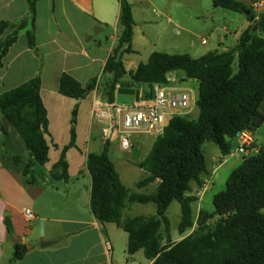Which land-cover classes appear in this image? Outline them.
<instances>
[{"label":"trees","instance_id":"trees-1","mask_svg":"<svg viewBox=\"0 0 264 264\" xmlns=\"http://www.w3.org/2000/svg\"><path fill=\"white\" fill-rule=\"evenodd\" d=\"M38 1H28V16L24 19L0 22V36L10 31L0 43V67L22 32L26 33L29 48L40 57L43 66L44 60L36 45ZM120 5L122 34L103 70V75L110 76L105 83L108 102L115 103L120 81L127 80L140 88L147 86L149 90L142 95V100H151L155 85H168L170 73L183 71L186 80L199 83L196 102L199 114L196 118L190 115L171 118L147 158L138 164L147 176L136 187L143 189L157 183L151 194H130L109 155L107 143L101 153L89 154L86 169L92 180V215L100 223L115 224L127 233L128 260L142 251L151 264H264V145L232 171L226 189L214 196L211 214L200 211L195 218L193 209L199 200L193 190L200 188L204 178L210 175L204 145L214 143L224 157L229 156L240 132L248 130L255 134L264 125L261 111L264 14L256 21L245 0H213L215 8L245 14L251 23L234 48L209 52L198 59L186 54L153 53L135 71H127L123 57L132 49L135 22L129 0H120ZM42 69L26 83L0 95V115L20 135L26 151L35 159L34 163L26 164V174L33 166L43 167L49 161L48 113L41 98ZM97 82L94 78L84 87L69 74L60 78L59 93L77 103L71 114L70 142L51 170L55 181L69 180L67 153L77 148L80 103L95 90ZM0 131H4L1 124ZM175 201L181 206L179 234L186 235L195 223L198 226L196 232L177 243L172 240L168 217ZM127 203L154 204L156 213L123 221ZM216 218L214 227L203 231ZM5 224L8 233L13 235L9 218ZM27 251L26 245L17 243L10 264L22 260Z\"/></svg>","mask_w":264,"mask_h":264},{"label":"crops","instance_id":"crops-1","mask_svg":"<svg viewBox=\"0 0 264 264\" xmlns=\"http://www.w3.org/2000/svg\"><path fill=\"white\" fill-rule=\"evenodd\" d=\"M28 1L0 0V22H15L27 17ZM129 2L132 5L135 22L132 41V45L135 46L136 36L142 38L144 42L148 41L149 35L143 29H141V35H137L136 30H140L142 25L147 27L150 21L144 15L146 9H143V13L141 12L143 17L139 14V8H145L144 4L147 3V0H129ZM136 10H138L137 13ZM120 11V0H39L35 25L36 45L43 57V66L40 57L29 48L25 32L20 33L17 42L10 48L3 60L2 67H0V95L34 78L40 68L43 67L41 98L48 113L49 135L46 136V140L50 150L49 161L45 166L36 165L27 174L24 173L26 164L34 163L35 159L32 154L26 151L20 135L0 115V124L4 129V131H0V264H10L17 243L27 246V237L33 233V230L28 228L30 227L29 224L37 221L58 222L67 227L63 228L62 232L53 235L45 230L41 231L38 235V243L27 246L26 255L16 264L137 263V255L140 252L133 255L129 260L127 258L125 263L120 262L119 259L115 261L114 245L108 237L105 224L100 223L93 215L92 224L94 228L87 230L83 228L85 224L81 221L48 218L46 216L48 212L42 208L43 204V206L52 209L53 213L64 212V210L70 209L69 204L67 206L64 204L66 201L64 196L69 198V203L71 198H75V194L71 197L70 191L55 185L53 182L57 181L53 180L51 176L52 167L58 162L62 149L70 142L71 114L77 103L76 100L59 93L60 78L65 73L71 75L84 87L90 80L98 79L95 90L80 103L77 148H73L67 153L69 180L65 181L68 185L72 175L78 178L89 176L90 187L88 189L86 187V190L81 192L79 196L90 208L92 180L86 169V163L89 154L93 153L91 152L93 145L91 132L93 129L97 131L100 129L99 132L103 141L102 151L107 143L109 155L110 144L113 141L109 136L105 138L103 133L104 128L109 126L110 120L116 117L113 109L115 103H109L105 94V83L110 76L103 75V70L112 52L118 46L122 34V27L119 24ZM250 26L251 23L246 18L241 29L231 33L237 44L242 33ZM219 44H223L222 40ZM228 49L225 47L224 51ZM123 62L127 71H135L141 64L131 62L132 67H129L124 57ZM173 73L168 75V85L190 95L192 93V102L196 106L199 97V83L196 80H186V76L177 80L171 77ZM181 80H183L182 83ZM196 82L198 83V90L195 94L193 93L195 89L192 86H195ZM121 83L128 84L129 81H120L118 85ZM95 106L100 110L99 117L101 120L97 122L94 118ZM261 111L264 114V103L261 106ZM102 114L104 116H101ZM263 127L264 125L254 134V146L257 151L263 146L258 145L259 133ZM116 139H118L117 142L120 146L118 136L115 137L114 141ZM151 139L154 138L149 135H135L132 140V151L134 148L140 150L141 147L151 143ZM232 155L224 157L220 154L217 157L220 165L210 172L206 180H212L217 169L219 170L229 164V157ZM142 161L144 160H136L134 166L140 168L138 164ZM153 185L155 189L157 183H153ZM143 189H137L139 191L137 193L143 194L140 192ZM198 189L197 187L194 188V196H196ZM205 194L202 198L196 196L199 199L197 203L203 201ZM129 205L127 203L125 209ZM26 210H31L36 215L34 221H27ZM7 218L10 219L14 227L13 235L7 231L5 224ZM125 220L123 218V221ZM188 235L190 233L186 236ZM40 241L55 243L49 247L41 248ZM106 242L111 243L110 251L106 247ZM141 264H151V261L146 259Z\"/></svg>","mask_w":264,"mask_h":264},{"label":"rangeland","instance_id":"rangeland-1","mask_svg":"<svg viewBox=\"0 0 264 264\" xmlns=\"http://www.w3.org/2000/svg\"><path fill=\"white\" fill-rule=\"evenodd\" d=\"M145 8H139V14L145 11V17L148 18L150 23L147 27L142 25L140 30H136V34L142 33L143 29L148 35V41H142V38L136 36L135 46L132 45L131 51L124 55L127 65L131 66V62L146 63L153 53H163L168 55H189L194 59H198L209 52H223L224 48L232 49L237 45V41L231 34L239 31L246 20V15L242 13H235L222 8H215L213 0H147L144 4ZM138 10H136L137 13ZM141 17L142 14H141ZM138 18V17H137ZM140 32V33H138ZM10 31H7L4 35L0 36V43L5 40ZM202 38H205L206 45L202 44ZM222 40L223 44H219ZM237 71V64L235 65ZM172 78L180 80L181 77H185L183 71L174 72L171 75ZM183 80H181V83ZM197 93L198 83L192 86ZM149 89L147 86H142V94H145ZM192 99L193 94L189 95ZM198 114V109L194 105L193 113L190 116L195 117ZM100 131V129H98ZM96 129L91 132L93 145L91 152L99 153L103 148V141L101 139V133ZM116 134V133H115ZM114 133L109 134L111 140L110 144V157L115 163L116 168L120 174V177L129 189L130 193L139 192L136 187V183L147 176V172L134 166L136 160H144L147 158L154 139H151V143L143 146L140 150H134L126 152L123 151L115 137ZM115 136V137H114ZM237 145V144H236ZM234 146V150L236 148ZM258 145H264V127L260 130ZM139 152V153H138ZM205 157L208 165L209 172L217 168L220 163L218 156L221 152L214 143H206L204 145ZM53 153V150H52ZM243 161V157L235 154L229 157V164L217 169L211 184V190L205 194V198L201 203L193 204L194 216L197 218L200 211H205L211 214L214 211L213 199L214 196L221 193L226 189L227 180L234 169H236ZM204 178V182H206ZM203 182V183H204ZM55 185H59L62 189H67L71 193V197L75 194V198H71V202H68V197L64 201L65 206L69 204V210L64 212L53 213L52 209H49L42 204L48 213V218H57L62 220H77L85 224L83 228L91 230L94 228L92 224V214L90 208L79 194L84 192L90 187V179L87 175L85 178H78L73 176L70 182L57 181L53 182ZM155 191L154 185H150L140 192L143 194H151ZM40 204V203H39ZM264 213V209L262 211ZM156 213V207L154 204H133L129 205L123 212V218L129 219L136 216H152ZM168 217L171 224V234L173 242L177 243L181 241L188 233L192 234L198 230V226L195 223L194 227L186 235L181 236L178 232V225L181 218V206L178 202H173L168 210ZM216 219L209 221L203 231L210 230L214 227ZM33 233L30 237H27V246L38 243V235L41 231L45 230L50 235L58 234L62 232L63 228L67 226L58 222L49 221H37L29 224ZM108 237L114 245L115 261L123 263L126 262L129 256L127 255V233L122 229H119L115 224H105ZM105 233V232H104ZM41 242V241H40ZM146 258L142 251L137 255V263L145 262Z\"/></svg>","mask_w":264,"mask_h":264},{"label":"built area","instance_id":"built-area-1","mask_svg":"<svg viewBox=\"0 0 264 264\" xmlns=\"http://www.w3.org/2000/svg\"><path fill=\"white\" fill-rule=\"evenodd\" d=\"M249 8L255 15V20H259L264 14V0H245ZM205 38H202V44H206ZM119 86V85H118ZM154 97L151 100H142L135 102L133 105H119L115 102L113 109L115 111V119L110 120L107 128H104V137L114 131L119 138L120 147L123 151L129 152L133 149V137L138 134L149 135L157 139L164 133V130L171 118L180 115H191L193 113L194 103L190 98V94L180 91L169 85H155L153 88ZM100 110L94 107V118L100 121ZM101 116H104L103 114ZM235 154L248 157L257 153L254 133L244 130L236 137ZM233 154V152H232ZM212 180L208 179L198 189L196 196H202L210 189ZM25 215L28 222L36 219V215L31 210H26ZM106 247L110 251L112 246L110 242H106Z\"/></svg>","mask_w":264,"mask_h":264},{"label":"water","instance_id":"water-1","mask_svg":"<svg viewBox=\"0 0 264 264\" xmlns=\"http://www.w3.org/2000/svg\"><path fill=\"white\" fill-rule=\"evenodd\" d=\"M248 14V13H247ZM257 29L255 26L254 30ZM141 99V88L135 83L119 84L116 90L115 102L119 105H133L135 102H139ZM55 242L41 241V248H46L53 245Z\"/></svg>","mask_w":264,"mask_h":264}]
</instances>
